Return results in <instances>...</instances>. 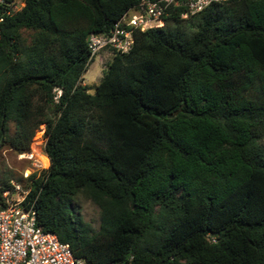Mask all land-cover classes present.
I'll return each mask as SVG.
<instances>
[{
    "label": "trees",
    "instance_id": "trees-1",
    "mask_svg": "<svg viewBox=\"0 0 264 264\" xmlns=\"http://www.w3.org/2000/svg\"><path fill=\"white\" fill-rule=\"evenodd\" d=\"M0 144L48 164L26 180L35 221L91 264H264V0H218L103 46L86 34L138 0H22L1 11ZM98 206L92 228L73 206ZM0 195V206L2 205Z\"/></svg>",
    "mask_w": 264,
    "mask_h": 264
},
{
    "label": "built area",
    "instance_id": "built-area-1",
    "mask_svg": "<svg viewBox=\"0 0 264 264\" xmlns=\"http://www.w3.org/2000/svg\"><path fill=\"white\" fill-rule=\"evenodd\" d=\"M212 1L218 0H138L127 7L106 31H89L86 34L88 57L103 46L128 49L133 40V29L161 24L162 15L167 13L170 5L182 6L179 15L185 16ZM21 3L22 0H11L9 6L1 11L8 12ZM36 129L38 132L32 133L29 147L15 153L18 159L26 163L19 169L26 180L48 164L43 149L45 135L42 123ZM8 181L9 186L0 193L3 202L0 206V264H91L84 257L74 255L68 243L60 240L53 231L36 224L31 201L25 200L28 185L13 177Z\"/></svg>",
    "mask_w": 264,
    "mask_h": 264
},
{
    "label": "rangeland",
    "instance_id": "rangeland-1",
    "mask_svg": "<svg viewBox=\"0 0 264 264\" xmlns=\"http://www.w3.org/2000/svg\"><path fill=\"white\" fill-rule=\"evenodd\" d=\"M107 57L108 54L105 50L98 49L93 53L85 69L82 71L81 81L89 85V91L92 90V84L99 78ZM37 132V129L34 130L33 135ZM25 164V161L18 159L15 156V152L5 142L0 144V178L4 175L17 173ZM72 204L79 211L82 218L89 222L92 228L98 226V206L94 202L78 192L74 194Z\"/></svg>",
    "mask_w": 264,
    "mask_h": 264
}]
</instances>
